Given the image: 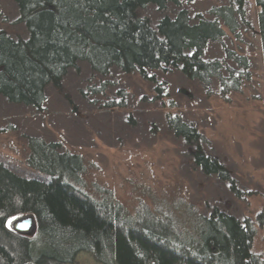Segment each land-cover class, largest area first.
Segmentation results:
<instances>
[{"label":"trees","instance_id":"obj_1","mask_svg":"<svg viewBox=\"0 0 264 264\" xmlns=\"http://www.w3.org/2000/svg\"><path fill=\"white\" fill-rule=\"evenodd\" d=\"M13 1L27 36L0 31V97L10 103L40 110L45 88H59L79 62L100 76L117 68L152 81L150 71L179 69L205 88L216 82L222 95L239 90L249 78L247 58L234 51L225 49L233 67L204 58L209 42L223 45V27L237 36L239 23L249 26L245 0L213 6L212 19H191L179 9L155 26L137 10L194 0ZM254 2L264 57V0ZM167 124L175 136L196 144L193 162L204 174L229 178L204 153V138L194 127L178 116ZM27 148V164L48 179L23 177L0 163V264H72L82 252L98 264H264L251 250L255 229L249 220L214 208L197 220L195 232L183 236L163 218L129 214L110 191L101 189L98 199L86 194L81 157L62 151L58 143L30 136ZM27 215L35 222L32 234L10 228L12 220Z\"/></svg>","mask_w":264,"mask_h":264},{"label":"rangeland","instance_id":"obj_2","mask_svg":"<svg viewBox=\"0 0 264 264\" xmlns=\"http://www.w3.org/2000/svg\"><path fill=\"white\" fill-rule=\"evenodd\" d=\"M228 2L194 0L163 9L148 4L137 14L152 26L179 9L191 19H212L209 10ZM244 11L249 26L239 23L237 36L223 27V45L209 42L204 51L205 59L232 67L225 49L247 58L249 78L239 90L222 95L216 82L205 88L179 69L150 71L152 81L117 68L100 76L79 62L59 88H45L40 110L0 97V163L23 177L47 180L27 164V137L56 142L81 157V187L89 196L98 199L101 189L110 191L129 214L163 218L183 236L217 208L252 222L251 250L264 259V57L259 8L245 0ZM18 19L15 2L0 0V31L26 38ZM175 116L203 136L204 153L227 170L228 179L206 175L194 165L196 144H187L168 127V118ZM72 264L98 263L82 252Z\"/></svg>","mask_w":264,"mask_h":264},{"label":"water","instance_id":"obj_3","mask_svg":"<svg viewBox=\"0 0 264 264\" xmlns=\"http://www.w3.org/2000/svg\"><path fill=\"white\" fill-rule=\"evenodd\" d=\"M35 222L32 216H22L11 221L10 228L20 234L29 235L34 232Z\"/></svg>","mask_w":264,"mask_h":264}]
</instances>
